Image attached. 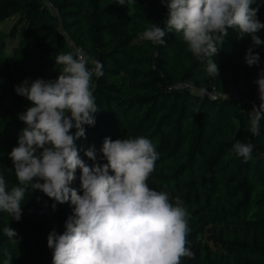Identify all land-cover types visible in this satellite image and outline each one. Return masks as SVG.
Instances as JSON below:
<instances>
[{
	"label": "trees",
	"instance_id": "1",
	"mask_svg": "<svg viewBox=\"0 0 264 264\" xmlns=\"http://www.w3.org/2000/svg\"><path fill=\"white\" fill-rule=\"evenodd\" d=\"M257 3L264 23V0ZM11 18L7 32L0 28V172L9 187L18 181L8 154L26 127L18 114L31 106L15 87L55 79L62 67L55 56L80 48L104 66V75L93 77L96 123L76 141L80 157L91 164L84 149L98 151L105 137H147L159 153L149 187L179 197L190 214L195 258L182 264H264V119L260 135L249 132V112L260 103L255 81L264 70V44L253 47L250 36L238 39L229 29L213 57L219 75L212 78L181 34L166 32L163 46L139 39L151 23L165 27L161 0H136L130 9L114 0H0V26ZM257 35L264 40V29ZM249 47L258 65L246 64ZM201 87L210 95L200 98ZM237 140L254 145L248 162L232 151ZM79 175L71 187L79 188ZM53 202L32 190L20 221L0 212V249L11 252L12 264H52L47 236L62 233L72 214L70 202L55 210ZM5 226L16 231L18 244L3 234Z\"/></svg>",
	"mask_w": 264,
	"mask_h": 264
},
{
	"label": "clouds",
	"instance_id": "2",
	"mask_svg": "<svg viewBox=\"0 0 264 264\" xmlns=\"http://www.w3.org/2000/svg\"><path fill=\"white\" fill-rule=\"evenodd\" d=\"M114 2L130 9L136 0ZM161 2L167 8L165 27L151 23L139 39L163 46L166 32L181 34L187 50L205 63L209 77L219 75L213 57L229 29L238 33V39L250 36L253 47L264 44L257 35L264 29L257 0ZM253 47L245 54L248 66L260 61ZM54 61L62 66L55 79H25L15 87L31 106L18 114L26 127L8 154L18 184L9 187L0 172V212L20 221L22 204L32 190L53 200V210L70 202L72 214L64 231L52 230L47 236L52 264H182V258L194 259L188 240L190 214L183 201L179 197L173 200L168 191H157L147 183L159 159L150 139L105 137L99 156L95 146L84 149L91 164L80 157L76 141L86 138L84 126H94L100 111L93 95V77L104 75L103 63L75 47L58 53ZM255 83L260 103L253 104L249 112L252 136L260 135L264 119V70ZM197 94L200 98L210 95L205 87ZM253 148L251 142L237 140L232 151L248 162ZM77 170L78 189L71 187ZM2 231L13 245L19 243L15 230L5 226ZM0 255V264H12L7 248L0 249Z\"/></svg>",
	"mask_w": 264,
	"mask_h": 264
},
{
	"label": "rangeland",
	"instance_id": "3",
	"mask_svg": "<svg viewBox=\"0 0 264 264\" xmlns=\"http://www.w3.org/2000/svg\"><path fill=\"white\" fill-rule=\"evenodd\" d=\"M13 18H11V19H9V20H7L5 23H3L1 26H0V28H1V31L2 32H7L8 30H9V28H10V26H11V24H12V22H13ZM8 49H10V46H8ZM7 49V50H8ZM212 95H216L215 93H212Z\"/></svg>",
	"mask_w": 264,
	"mask_h": 264
},
{
	"label": "built area",
	"instance_id": "4",
	"mask_svg": "<svg viewBox=\"0 0 264 264\" xmlns=\"http://www.w3.org/2000/svg\"><path fill=\"white\" fill-rule=\"evenodd\" d=\"M48 7H50V5H47Z\"/></svg>",
	"mask_w": 264,
	"mask_h": 264
}]
</instances>
